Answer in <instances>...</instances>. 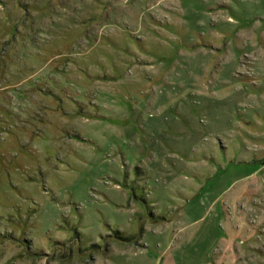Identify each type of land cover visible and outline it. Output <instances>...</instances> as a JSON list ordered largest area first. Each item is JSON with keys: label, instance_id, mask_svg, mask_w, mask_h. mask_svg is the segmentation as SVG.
<instances>
[{"label": "rangeland", "instance_id": "rangeland-1", "mask_svg": "<svg viewBox=\"0 0 264 264\" xmlns=\"http://www.w3.org/2000/svg\"><path fill=\"white\" fill-rule=\"evenodd\" d=\"M0 264H264V0H0Z\"/></svg>", "mask_w": 264, "mask_h": 264}]
</instances>
